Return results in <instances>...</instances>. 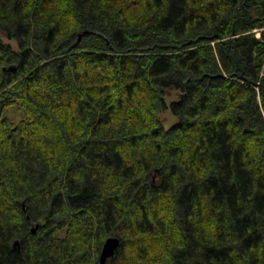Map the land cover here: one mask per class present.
I'll return each instance as SVG.
<instances>
[{
	"label": "trees",
	"instance_id": "1",
	"mask_svg": "<svg viewBox=\"0 0 264 264\" xmlns=\"http://www.w3.org/2000/svg\"><path fill=\"white\" fill-rule=\"evenodd\" d=\"M110 236L264 264V0H0V264Z\"/></svg>",
	"mask_w": 264,
	"mask_h": 264
},
{
	"label": "water",
	"instance_id": "2",
	"mask_svg": "<svg viewBox=\"0 0 264 264\" xmlns=\"http://www.w3.org/2000/svg\"><path fill=\"white\" fill-rule=\"evenodd\" d=\"M4 70H6V67H4ZM10 70H16V66H11ZM120 244L121 240L117 236H110L105 240L100 255L101 264H113V262L110 261V258L115 255L116 250L119 248Z\"/></svg>",
	"mask_w": 264,
	"mask_h": 264
},
{
	"label": "rangeland",
	"instance_id": "3",
	"mask_svg": "<svg viewBox=\"0 0 264 264\" xmlns=\"http://www.w3.org/2000/svg\"><path fill=\"white\" fill-rule=\"evenodd\" d=\"M166 120H167V125L170 124L172 121H174L172 114L167 113Z\"/></svg>",
	"mask_w": 264,
	"mask_h": 264
}]
</instances>
